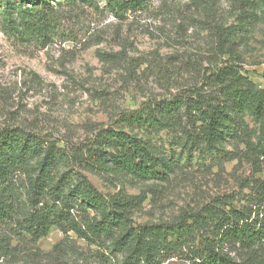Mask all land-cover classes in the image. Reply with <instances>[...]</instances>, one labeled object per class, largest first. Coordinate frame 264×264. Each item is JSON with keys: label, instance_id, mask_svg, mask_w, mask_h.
Here are the masks:
<instances>
[{"label": "rangeland", "instance_id": "1", "mask_svg": "<svg viewBox=\"0 0 264 264\" xmlns=\"http://www.w3.org/2000/svg\"><path fill=\"white\" fill-rule=\"evenodd\" d=\"M97 1L68 7L55 0L57 22L42 35L20 22L19 0H0V131L21 129L65 149L108 129L149 143L174 163L171 174L142 180L113 162L107 172L82 171L103 195L139 199L130 216L134 226H172L195 212L207 216L210 208L218 213L262 202L263 209L264 156L257 148L259 122L250 114H229L213 148L196 147L178 131L126 125L121 115L187 90L208 93L206 76L226 66L264 88V0H148L122 18ZM221 29L230 59L216 47ZM36 169L33 160L10 179L13 217L0 222V238H9L15 252L0 264H127L122 253L89 246L73 233L51 256L64 238L59 230L36 250L16 236ZM63 172L60 167L57 176ZM187 241V235H167L165 245L176 247L157 264H195L182 245Z\"/></svg>", "mask_w": 264, "mask_h": 264}, {"label": "trees", "instance_id": "2", "mask_svg": "<svg viewBox=\"0 0 264 264\" xmlns=\"http://www.w3.org/2000/svg\"><path fill=\"white\" fill-rule=\"evenodd\" d=\"M62 1L68 7H96L98 2ZM102 1L106 10L120 18L148 4V0ZM52 2L55 0H19L14 10L28 30L46 35L57 22ZM227 37L222 29L214 33L216 47L230 59L233 54L226 48ZM206 79L208 93L197 88L187 90L169 101L124 112L121 121L130 126L178 131L196 147L213 148L223 136L229 114L245 112L259 122L257 148L264 156V88H257L232 66L212 71ZM33 160L37 161V169L28 178L25 190L29 212L16 222V236L25 238L36 250L41 239L53 229L59 230L64 238L48 256L62 251L68 234L73 233L89 246L122 253L127 264H157L176 247L165 245L167 235H187L188 241L182 245L195 264H264L262 202L218 213L210 208L207 216L195 212L172 226H134L130 216L139 199L103 195L82 171L107 172L113 162L133 177L145 180L171 174L175 165L156 155L149 143L121 130H100L86 143L68 149L21 129L1 130L0 222L13 217L6 195L10 179ZM60 167L65 172L57 176ZM14 252L10 239L1 237L0 259Z\"/></svg>", "mask_w": 264, "mask_h": 264}]
</instances>
